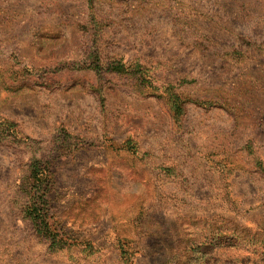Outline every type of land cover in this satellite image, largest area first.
<instances>
[{"label":"rangeland","instance_id":"1","mask_svg":"<svg viewBox=\"0 0 264 264\" xmlns=\"http://www.w3.org/2000/svg\"><path fill=\"white\" fill-rule=\"evenodd\" d=\"M126 258L264 264V0H0V264Z\"/></svg>","mask_w":264,"mask_h":264},{"label":"trees","instance_id":"2","mask_svg":"<svg viewBox=\"0 0 264 264\" xmlns=\"http://www.w3.org/2000/svg\"><path fill=\"white\" fill-rule=\"evenodd\" d=\"M38 164L40 165V168H37L39 171L36 170V175L32 176L30 199L24 212L27 217H30L35 221L39 220L41 223V227L39 228H42L41 232L50 235L52 230L57 229V226H52V223L47 222L52 207L48 198L51 191V179L47 167L44 166L43 163ZM126 261L130 264V259L126 258Z\"/></svg>","mask_w":264,"mask_h":264}]
</instances>
